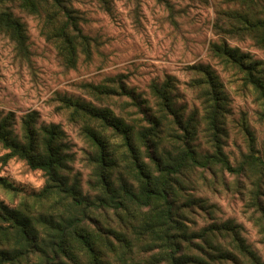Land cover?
<instances>
[{
    "label": "trees",
    "instance_id": "obj_1",
    "mask_svg": "<svg viewBox=\"0 0 264 264\" xmlns=\"http://www.w3.org/2000/svg\"><path fill=\"white\" fill-rule=\"evenodd\" d=\"M12 9L41 18L42 36L66 67L75 66L79 53L89 57L92 39L64 0H0V37L25 49L26 28ZM213 29L220 40L209 45V55L257 94L264 121L260 63L227 43L247 38L264 48V0H226ZM185 70L199 103L190 113L177 104L172 76L151 82L149 99L127 88L122 75L80 86L106 107L56 95L57 111L90 149L93 196L67 178L70 157L58 125H38L29 112L17 133L13 113L0 112V147L8 151L0 160H21L45 177L40 191L16 196L11 206L0 202V264H264L238 224L213 220V206L193 196L202 187L227 191L224 175L237 178L243 213L264 247V141L260 152L251 146L233 166L222 150L228 99L219 76L208 65ZM200 134L210 153L196 150ZM0 188L21 193L2 178ZM198 214L209 222L192 230L190 216Z\"/></svg>",
    "mask_w": 264,
    "mask_h": 264
},
{
    "label": "rangeland",
    "instance_id": "obj_2",
    "mask_svg": "<svg viewBox=\"0 0 264 264\" xmlns=\"http://www.w3.org/2000/svg\"><path fill=\"white\" fill-rule=\"evenodd\" d=\"M78 12L83 34L92 39L89 57L78 54L73 68L66 67L54 46L41 34L39 17L12 9L26 28L27 41L21 49L6 37H0V112L13 113L15 130L19 133L21 118L36 112L38 125L55 124L60 127L70 157L66 173L69 182L76 179L84 195L93 196L89 188L90 167L86 157L90 149L76 126L68 122L63 111H57L56 95L79 99L94 106L100 104L80 87L99 84L107 78L122 75L127 88L142 98L149 99V84L162 82L166 76L177 81V104L186 113L199 110L194 93L187 87L190 79L185 68L190 65H208L219 76L228 99L226 137L222 150L228 161L237 165L242 156L260 152L264 141V121L257 94L243 87L241 75L232 69L222 68L208 53L212 42L218 43L213 24L216 11L226 0H109L108 6L99 0H64ZM254 61L260 63L264 78V48H258L247 38L227 41ZM110 107V106H109ZM201 154L211 150L200 135L194 141ZM8 151L0 147V158ZM0 178L16 190L0 188V202L11 206L16 196L42 189L45 177L38 170H31L25 162L12 159L0 160ZM211 180V176H209ZM228 185L199 188V196L211 208L212 218L218 222L231 220L241 227L246 244L264 263V247L255 227L243 213L237 178L224 175ZM242 183V179H239ZM191 229L199 230L209 221L200 214L190 216Z\"/></svg>",
    "mask_w": 264,
    "mask_h": 264
}]
</instances>
